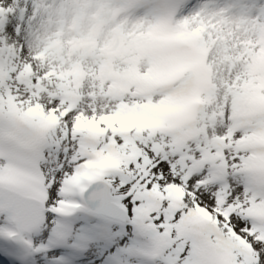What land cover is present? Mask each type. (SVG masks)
I'll use <instances>...</instances> for the list:
<instances>
[{"label": "snow or ice", "instance_id": "snow-or-ice-1", "mask_svg": "<svg viewBox=\"0 0 264 264\" xmlns=\"http://www.w3.org/2000/svg\"><path fill=\"white\" fill-rule=\"evenodd\" d=\"M262 60L264 0H0V264H264Z\"/></svg>", "mask_w": 264, "mask_h": 264}, {"label": "bare ground", "instance_id": "bare-ground-1", "mask_svg": "<svg viewBox=\"0 0 264 264\" xmlns=\"http://www.w3.org/2000/svg\"><path fill=\"white\" fill-rule=\"evenodd\" d=\"M262 63H264V60H262ZM136 122H138V121L135 118H133V119L130 120V123H136Z\"/></svg>", "mask_w": 264, "mask_h": 264}]
</instances>
